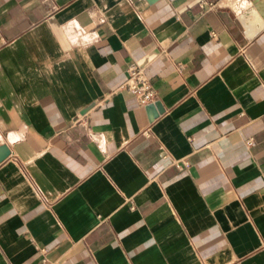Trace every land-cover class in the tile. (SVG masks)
<instances>
[{
	"label": "crops",
	"instance_id": "1",
	"mask_svg": "<svg viewBox=\"0 0 264 264\" xmlns=\"http://www.w3.org/2000/svg\"><path fill=\"white\" fill-rule=\"evenodd\" d=\"M0 264H264V0H0Z\"/></svg>",
	"mask_w": 264,
	"mask_h": 264
},
{
	"label": "built area",
	"instance_id": "2",
	"mask_svg": "<svg viewBox=\"0 0 264 264\" xmlns=\"http://www.w3.org/2000/svg\"><path fill=\"white\" fill-rule=\"evenodd\" d=\"M127 72L128 78L124 88L136 96L140 107L153 104L155 102V92L149 80L143 75L141 68L133 64L129 66ZM184 166L188 167V164L184 163Z\"/></svg>",
	"mask_w": 264,
	"mask_h": 264
},
{
	"label": "water",
	"instance_id": "3",
	"mask_svg": "<svg viewBox=\"0 0 264 264\" xmlns=\"http://www.w3.org/2000/svg\"><path fill=\"white\" fill-rule=\"evenodd\" d=\"M156 53L157 51L151 53L150 55L146 56L144 59L139 61L138 66L144 67L156 55ZM145 110L148 114V118L150 121L157 118L163 112V109L159 102L149 104L148 106L145 107Z\"/></svg>",
	"mask_w": 264,
	"mask_h": 264
}]
</instances>
